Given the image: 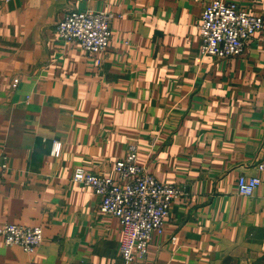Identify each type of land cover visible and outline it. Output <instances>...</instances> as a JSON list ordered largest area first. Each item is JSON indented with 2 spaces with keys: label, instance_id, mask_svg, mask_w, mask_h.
Masks as SVG:
<instances>
[{
  "label": "crops",
  "instance_id": "0c3cea01",
  "mask_svg": "<svg viewBox=\"0 0 264 264\" xmlns=\"http://www.w3.org/2000/svg\"><path fill=\"white\" fill-rule=\"evenodd\" d=\"M211 1L0 0V226L43 228L32 253L0 233V264H264V27L230 59L203 55ZM225 1L264 15V0ZM86 9L115 14L101 64L56 31ZM132 147L184 194L144 259L126 261L119 219L72 173L114 177ZM240 174L261 179L252 195Z\"/></svg>",
  "mask_w": 264,
  "mask_h": 264
},
{
  "label": "built area",
  "instance_id": "2783aa9c",
  "mask_svg": "<svg viewBox=\"0 0 264 264\" xmlns=\"http://www.w3.org/2000/svg\"><path fill=\"white\" fill-rule=\"evenodd\" d=\"M115 14L99 10H71L56 23V31L66 43H78L96 55L98 64L111 38V21ZM264 27V15L248 13L235 2L213 0L203 10L199 23L200 51L229 59L240 54L249 38ZM18 77L13 78L16 86ZM58 141L52 154L59 153ZM7 156L0 152V169L8 165ZM264 170V162L258 164ZM114 177L100 172L74 168L72 181L91 186L100 198L99 208L116 216L122 227L119 251L126 261L143 260L147 244L154 232L161 233L169 215L172 201L184 194V189L174 183L158 180L137 163L134 149L115 161ZM258 176L240 174L236 187L241 195L250 196L260 185ZM0 233L7 244H19L24 251L33 252L43 239L41 225L27 226L4 223ZM27 264H33L29 261Z\"/></svg>",
  "mask_w": 264,
  "mask_h": 264
},
{
  "label": "rangeland",
  "instance_id": "374dc122",
  "mask_svg": "<svg viewBox=\"0 0 264 264\" xmlns=\"http://www.w3.org/2000/svg\"><path fill=\"white\" fill-rule=\"evenodd\" d=\"M232 58V57H231ZM230 59V58H229ZM13 86V85H12ZM132 149H134L135 151H136V153H137V150L135 149V148H133L132 147ZM130 150V148L127 150V152ZM126 155V154H125ZM8 160V159H7ZM9 165V164H8ZM8 165H7V167H8ZM7 167L5 168H2V169H0L1 171H4V170H6L7 169ZM99 201H100V198H99ZM100 203V202H99ZM21 225V224H20ZM27 226H29V225H27ZM34 226H37V225H34ZM42 227V226H41ZM42 230H43V228H42ZM43 240V239H42ZM16 245H19V244H16ZM20 246V245H19ZM21 247V246H20ZM22 248V247H21ZM23 249V248H22ZM36 249V248H35ZM27 253H29V252H27ZM31 253V252H30ZM30 261H33V260H30ZM33 264H35L34 263V261H33Z\"/></svg>",
  "mask_w": 264,
  "mask_h": 264
}]
</instances>
